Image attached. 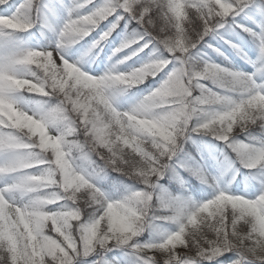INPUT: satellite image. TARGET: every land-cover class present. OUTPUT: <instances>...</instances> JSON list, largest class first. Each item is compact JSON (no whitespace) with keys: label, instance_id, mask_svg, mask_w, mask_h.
Masks as SVG:
<instances>
[{"label":"clouds","instance_id":"obj_1","mask_svg":"<svg viewBox=\"0 0 264 264\" xmlns=\"http://www.w3.org/2000/svg\"><path fill=\"white\" fill-rule=\"evenodd\" d=\"M121 3L0 13V264H264V12L134 0L101 67Z\"/></svg>","mask_w":264,"mask_h":264},{"label":"trees","instance_id":"obj_2","mask_svg":"<svg viewBox=\"0 0 264 264\" xmlns=\"http://www.w3.org/2000/svg\"><path fill=\"white\" fill-rule=\"evenodd\" d=\"M13 3L16 5H19L21 3H24V0H13ZM252 10L256 11V6H252ZM64 13H61V15H63ZM112 19V18H111ZM240 17H237V20H240ZM132 26L135 27L136 24L133 21ZM108 27V22H106L104 25H101V28L97 30V32L93 33L92 37H89V41L96 38L99 35L100 31L106 30V28ZM35 32V35L31 37V41L33 44L36 43V41L40 40V34L38 31L33 30ZM124 36V27H123V22H121V27L117 29V31L115 33H113V36L111 38V40L107 43L105 49H104V53L101 56V61L98 62L100 64V66L102 67L103 62L106 61V58L108 55H110L112 48H114L115 46H117L121 40L123 39ZM8 38L5 37H0V46H3L6 42H7ZM43 42V41H41ZM213 43H216V41H212ZM221 46L226 52L229 51L227 48V45H224L222 42L219 45ZM250 54H252L250 52ZM144 54L142 53L141 56H143ZM237 63L240 64L241 67L245 68V70L251 71V68L244 64L242 61L237 60ZM150 84L153 82H149ZM144 87H147V85H145ZM188 151L193 155L196 156L197 159H199V156H197V147L193 146L192 144L188 145ZM205 155H207V153H205ZM173 188H175V186H172ZM193 191L196 193L197 197L199 198H206L205 193H203L200 190V187L198 185H195L194 183V187H193ZM107 259L108 260H118L119 264H134V262L132 261V258L130 257V255H128L125 251H121L119 249H115L111 252H109L107 254ZM224 260H229L231 259V256H226L223 258Z\"/></svg>","mask_w":264,"mask_h":264},{"label":"snow or ice","instance_id":"obj_3","mask_svg":"<svg viewBox=\"0 0 264 264\" xmlns=\"http://www.w3.org/2000/svg\"><path fill=\"white\" fill-rule=\"evenodd\" d=\"M133 2H134V0H122L121 6L116 10L115 15L112 17V20L110 21V25H111V23H114L117 21L123 22V27H124V23H126V22H133L134 21V22L138 23V21H135V18L133 16V11H134L132 9ZM102 3H104L105 6H107V0H93V4L90 7L91 8H99ZM12 4H14L13 0H9V3L0 5V13H4V12L8 11L9 9H11ZM254 4H256V3L253 0L252 5H254ZM43 7H44V11L46 14H54L53 10L51 8H48L47 5H44ZM256 11L264 12V4H257L256 5ZM0 37L7 38L6 34H3V33H0ZM157 167H159V166H157Z\"/></svg>","mask_w":264,"mask_h":264},{"label":"rangeland","instance_id":"obj_4","mask_svg":"<svg viewBox=\"0 0 264 264\" xmlns=\"http://www.w3.org/2000/svg\"><path fill=\"white\" fill-rule=\"evenodd\" d=\"M257 4H260V3H256V4L252 5V6H256ZM161 183H162V184H168V180L165 179V180L161 181ZM205 195H206V194H205ZM141 239H142V240H147V239H148V234L145 233V235H144L143 237H141ZM128 255H129V254H128ZM130 257L132 258V261L134 262V264H137V258H136L135 256H132V255H130ZM90 259L97 260V259H99V258L94 256V257H91ZM106 259H107V257H106ZM107 260H108V259H107Z\"/></svg>","mask_w":264,"mask_h":264}]
</instances>
